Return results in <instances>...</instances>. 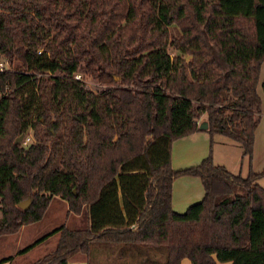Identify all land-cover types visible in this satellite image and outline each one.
<instances>
[{
  "label": "trees",
  "instance_id": "16d2710c",
  "mask_svg": "<svg viewBox=\"0 0 264 264\" xmlns=\"http://www.w3.org/2000/svg\"><path fill=\"white\" fill-rule=\"evenodd\" d=\"M1 59L0 235L39 220L53 195L89 206V227L61 226L31 264L77 251L88 264H264V168L232 173L211 151L170 163L205 115L210 142L226 136L250 165L264 0H0ZM186 175L203 196L177 212L172 182Z\"/></svg>",
  "mask_w": 264,
  "mask_h": 264
},
{
  "label": "crops",
  "instance_id": "0c3cea01",
  "mask_svg": "<svg viewBox=\"0 0 264 264\" xmlns=\"http://www.w3.org/2000/svg\"><path fill=\"white\" fill-rule=\"evenodd\" d=\"M258 91V90H257ZM261 104H262V97ZM206 122L203 115L197 123ZM260 126V130H259ZM217 136V160L214 146L205 130H198L172 142L170 163L178 169L195 165L211 151L214 163L224 165L232 173L245 175L249 167L260 171L264 167V106H261L260 124L254 133V144L250 165L242 156L240 146L226 136ZM261 168V169H260ZM264 177V176H262ZM260 179V178H259ZM53 195L42 217L34 222L21 225L10 234L0 235V264H31L51 252L57 245L61 226L68 230H84L89 227V206L83 205L80 212L69 211L65 199ZM203 196L200 179L195 176H180L172 182V208L183 212L189 205L198 202ZM63 199V200H62ZM52 202H56L51 204ZM67 264H88V255L77 251L67 258ZM180 264H191L182 258ZM230 264V262H216Z\"/></svg>",
  "mask_w": 264,
  "mask_h": 264
},
{
  "label": "rangeland",
  "instance_id": "374dc122",
  "mask_svg": "<svg viewBox=\"0 0 264 264\" xmlns=\"http://www.w3.org/2000/svg\"><path fill=\"white\" fill-rule=\"evenodd\" d=\"M169 30H170V34H171V36L173 37V36H177L178 35V30H177V28L176 27H173V26H170L169 27ZM169 53L173 56V55H175V54H177L178 52L175 50V49H173V47H169ZM263 74H264V70H262L261 71V78L263 77ZM84 81H85V83H86V85L90 88V89H92V90H96V83L93 81V80H91L89 77H86L85 79H84ZM257 90H258V93H259V95H260V97H262V104H261V106H264V94H263V91H262V87H261V82H259L258 83V86H257ZM258 124H260V120H259V123ZM259 130H260V126H259ZM217 136H219L218 134H214L212 137H211V146H212V144H213V146H214V151H215V157H216V160H217V155H218V149H217ZM210 140V139H209ZM210 142V141H209ZM232 142H234V141H232ZM234 144H236L237 146H238V144L237 143H235L234 142ZM214 161V160H213ZM261 167H264V166H261ZM261 169V168H260ZM257 183L260 185V186H262V187H264V177H261L260 179H258L257 180ZM58 198H60L59 196H57ZM63 200V199H62ZM51 204H54V206H55V204H56V202H52ZM0 215H1V211H0Z\"/></svg>",
  "mask_w": 264,
  "mask_h": 264
},
{
  "label": "built area",
  "instance_id": "2783aa9c",
  "mask_svg": "<svg viewBox=\"0 0 264 264\" xmlns=\"http://www.w3.org/2000/svg\"><path fill=\"white\" fill-rule=\"evenodd\" d=\"M11 62L6 60V59H1L0 60V71H5V70H10L12 69V65L10 64ZM77 79L81 78V75L78 73L75 75ZM23 143H27L30 141V135H26L25 137H22Z\"/></svg>",
  "mask_w": 264,
  "mask_h": 264
},
{
  "label": "water",
  "instance_id": "95a60500",
  "mask_svg": "<svg viewBox=\"0 0 264 264\" xmlns=\"http://www.w3.org/2000/svg\"><path fill=\"white\" fill-rule=\"evenodd\" d=\"M199 128H200L201 130L207 128V123H206V122H202V123H200V124H199ZM22 137H23L22 135L16 137L15 140H14V142H15V143L20 142V141L22 140ZM18 205H19L22 209H26V208L28 207V205H29V200L27 199V200L20 201Z\"/></svg>",
  "mask_w": 264,
  "mask_h": 264
}]
</instances>
